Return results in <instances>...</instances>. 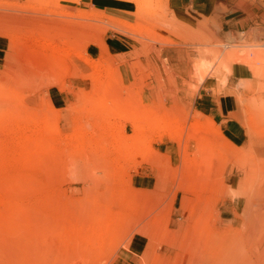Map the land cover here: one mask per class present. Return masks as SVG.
Instances as JSON below:
<instances>
[{"label": "rangeland", "instance_id": "374dc122", "mask_svg": "<svg viewBox=\"0 0 264 264\" xmlns=\"http://www.w3.org/2000/svg\"><path fill=\"white\" fill-rule=\"evenodd\" d=\"M263 37L264 0H0V264H264Z\"/></svg>", "mask_w": 264, "mask_h": 264}, {"label": "crops", "instance_id": "0c3cea01", "mask_svg": "<svg viewBox=\"0 0 264 264\" xmlns=\"http://www.w3.org/2000/svg\"><path fill=\"white\" fill-rule=\"evenodd\" d=\"M111 42L113 47H117L113 40ZM201 95V98H203L200 103L201 108L220 125L225 137L236 145H240L243 137L242 125L237 119L229 116V111L223 102V96L220 98L214 97L210 93ZM233 110H235V107Z\"/></svg>", "mask_w": 264, "mask_h": 264}, {"label": "bare ground", "instance_id": "6f19581e", "mask_svg": "<svg viewBox=\"0 0 264 264\" xmlns=\"http://www.w3.org/2000/svg\"><path fill=\"white\" fill-rule=\"evenodd\" d=\"M256 71H254V70H252L251 71V73L252 74H256L255 73ZM217 236L216 237H218V239H219V237H220V239H221V237L223 236L220 232H218L217 234H216ZM226 237L227 236H225V239H226ZM210 238H212V237H210ZM209 240V239H208ZM171 241V240H170ZM218 241V240H217ZM220 241V240H219ZM222 241V240H221ZM225 241V240H224ZM223 242V241H222ZM222 242H220V244L222 243ZM184 243V242H183ZM170 244V243H169ZM186 244V243H185ZM171 245V244H170ZM189 245V244H188ZM202 245V244H201ZM207 245H209V244H207ZM217 244H215V246H216ZM227 245V244H226ZM183 246V245H182ZM219 246V245H218ZM222 246V245H221ZM228 246V245H227ZM188 247V246H187ZM211 247V246H210ZM209 247V249L210 250H212L211 248ZM216 248V247H215ZM202 249V248H201ZM204 249V248H203ZM214 249V248H213ZM187 250V249H186ZM217 250V249H216ZM195 251H196V249H195ZM195 251L193 250L192 252L190 251L189 253V258H188V260H189V262L190 263H188V264H193V262L195 261ZM219 251V250H218ZM222 251V250H221ZM226 251V250H225ZM197 252V251H196ZM224 252V251H223ZM214 253V252H213ZM216 253V252H215ZM225 254V253H224ZM227 254V253H226ZM209 255V254H208ZM211 255V254H210ZM215 255H217L218 256V253L217 254H215ZM202 256V255H201ZM205 256V255H204ZM206 257V256H205ZM223 257H225V256H223ZM201 258V257H200ZM207 258H209V256L207 257ZM220 258V257H219ZM229 258V257H228ZM206 259V258H205ZM212 259V258H211ZM202 260V259H201ZM225 260H226V258H225ZM205 262V261H204ZM228 262V261H227ZM230 263V262H229ZM204 264H225L224 262H221L220 260H216L215 259V261L213 262V261H207L206 263H204ZM232 264H234V263H232ZM236 264V263H235Z\"/></svg>", "mask_w": 264, "mask_h": 264}, {"label": "built area", "instance_id": "2783aa9c", "mask_svg": "<svg viewBox=\"0 0 264 264\" xmlns=\"http://www.w3.org/2000/svg\"><path fill=\"white\" fill-rule=\"evenodd\" d=\"M262 41L264 42V37H263Z\"/></svg>", "mask_w": 264, "mask_h": 264}]
</instances>
